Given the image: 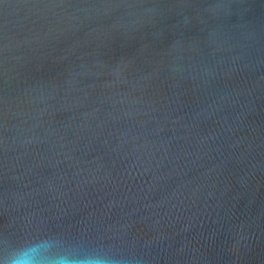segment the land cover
Segmentation results:
<instances>
[{
  "label": "water",
  "instance_id": "1",
  "mask_svg": "<svg viewBox=\"0 0 264 264\" xmlns=\"http://www.w3.org/2000/svg\"><path fill=\"white\" fill-rule=\"evenodd\" d=\"M56 231L264 264V0H0V248Z\"/></svg>",
  "mask_w": 264,
  "mask_h": 264
},
{
  "label": "clouds",
  "instance_id": "2",
  "mask_svg": "<svg viewBox=\"0 0 264 264\" xmlns=\"http://www.w3.org/2000/svg\"><path fill=\"white\" fill-rule=\"evenodd\" d=\"M0 264H145V260L131 249L56 231L8 242L0 248Z\"/></svg>",
  "mask_w": 264,
  "mask_h": 264
}]
</instances>
